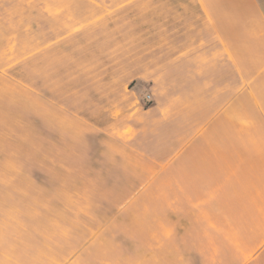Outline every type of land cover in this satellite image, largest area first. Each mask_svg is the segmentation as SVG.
Listing matches in <instances>:
<instances>
[{"label": "crops", "instance_id": "crops-1", "mask_svg": "<svg viewBox=\"0 0 264 264\" xmlns=\"http://www.w3.org/2000/svg\"><path fill=\"white\" fill-rule=\"evenodd\" d=\"M98 1L101 12L111 5ZM146 1L153 20L143 28L159 29L157 45L144 46L148 62L131 80L146 83L149 99L128 95L119 116L118 98L109 119L144 178L121 209L39 199L38 179H24L33 153L0 147V264H264V0ZM71 97L58 102L92 123ZM148 190L194 199V227L126 210Z\"/></svg>", "mask_w": 264, "mask_h": 264}, {"label": "rangeland", "instance_id": "rangeland-1", "mask_svg": "<svg viewBox=\"0 0 264 264\" xmlns=\"http://www.w3.org/2000/svg\"><path fill=\"white\" fill-rule=\"evenodd\" d=\"M102 1L111 3L103 12L92 8L98 0H0V25L7 27L0 43V147L33 153L32 171L24 156V179H38L39 199H96L106 210L121 209L144 178L127 166L142 162L111 136L110 109L119 98L121 116L128 95L145 100L146 83L131 79L143 75L144 50L157 45L159 29L143 28L153 20L146 0ZM14 60L17 66L7 69ZM132 88L137 95L127 93ZM63 93H71L68 103L88 111L92 123L62 108ZM138 196L126 210L148 211L166 227H194V199H157L150 190Z\"/></svg>", "mask_w": 264, "mask_h": 264}, {"label": "trees", "instance_id": "trees-1", "mask_svg": "<svg viewBox=\"0 0 264 264\" xmlns=\"http://www.w3.org/2000/svg\"><path fill=\"white\" fill-rule=\"evenodd\" d=\"M7 27L0 25V43H1V38L7 36Z\"/></svg>", "mask_w": 264, "mask_h": 264}, {"label": "built area", "instance_id": "built-area-1", "mask_svg": "<svg viewBox=\"0 0 264 264\" xmlns=\"http://www.w3.org/2000/svg\"><path fill=\"white\" fill-rule=\"evenodd\" d=\"M147 98L149 99V96H147Z\"/></svg>", "mask_w": 264, "mask_h": 264}]
</instances>
